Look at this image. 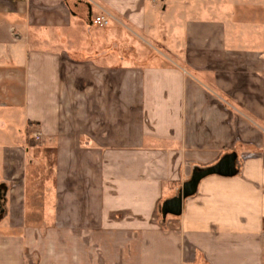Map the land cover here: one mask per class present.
<instances>
[{"label": "crops", "instance_id": "obj_1", "mask_svg": "<svg viewBox=\"0 0 264 264\" xmlns=\"http://www.w3.org/2000/svg\"><path fill=\"white\" fill-rule=\"evenodd\" d=\"M0 264H264V0H0Z\"/></svg>", "mask_w": 264, "mask_h": 264}, {"label": "water", "instance_id": "obj_2", "mask_svg": "<svg viewBox=\"0 0 264 264\" xmlns=\"http://www.w3.org/2000/svg\"><path fill=\"white\" fill-rule=\"evenodd\" d=\"M235 167L231 161H223L216 167H213L211 169H208L206 171H203L196 175L192 181L183 189L182 193L178 195V198L174 201L173 207H172V213L174 214H180L181 208H182V201L184 198L191 196L195 193L198 184L202 179H204L207 176L210 175H223V176H231L235 174Z\"/></svg>", "mask_w": 264, "mask_h": 264}, {"label": "built area", "instance_id": "obj_3", "mask_svg": "<svg viewBox=\"0 0 264 264\" xmlns=\"http://www.w3.org/2000/svg\"><path fill=\"white\" fill-rule=\"evenodd\" d=\"M92 23L97 25V26H101V27H104V26H107L108 25V20H106L105 18L103 17H96L92 20ZM42 138V134L41 133H35L34 134V139L39 141L41 140Z\"/></svg>", "mask_w": 264, "mask_h": 264}, {"label": "rangeland", "instance_id": "obj_4", "mask_svg": "<svg viewBox=\"0 0 264 264\" xmlns=\"http://www.w3.org/2000/svg\"><path fill=\"white\" fill-rule=\"evenodd\" d=\"M38 175V174H37ZM37 175H36V177H37Z\"/></svg>", "mask_w": 264, "mask_h": 264}]
</instances>
